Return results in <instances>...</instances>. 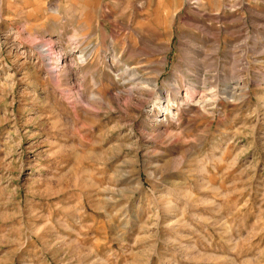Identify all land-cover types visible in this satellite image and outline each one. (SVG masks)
I'll return each mask as SVG.
<instances>
[{"label":"rangeland","instance_id":"374dc122","mask_svg":"<svg viewBox=\"0 0 264 264\" xmlns=\"http://www.w3.org/2000/svg\"><path fill=\"white\" fill-rule=\"evenodd\" d=\"M0 264H264V0H0Z\"/></svg>","mask_w":264,"mask_h":264},{"label":"bare ground","instance_id":"6f19581e","mask_svg":"<svg viewBox=\"0 0 264 264\" xmlns=\"http://www.w3.org/2000/svg\"><path fill=\"white\" fill-rule=\"evenodd\" d=\"M47 50L45 49V50H43V52H46ZM163 62V61H162ZM48 63V62H47ZM127 70V69H126ZM125 70V71H126ZM138 75V74H137ZM136 76V75H135ZM137 77V76H136ZM138 79V78H137ZM142 79V78H141ZM147 81V80H146ZM145 82V81H144ZM146 83V88L149 90V92H151L152 94L156 91V90H158L159 88H158V80H157V78L156 79H152V80H150L149 82H145ZM144 83V84H145ZM170 86H171V91H172V93L174 94V96H175V98H174V104L176 103V106L178 107L179 106V108L182 106L181 105V103H180V105H177V103L180 101V95H181V92H180V90H181V88H180V86H179V84H178V82L175 80V81H173L171 84H170ZM244 87V86H243ZM162 89V88H161ZM160 89V90H161ZM169 91V90H168ZM166 92V94L164 93V92H162L161 91V94H162V97H160V99L154 104V110H157V109H162L163 111H165L166 112V114H173L172 113V111H171V109H170V107L171 106H173L174 104H172L171 102V100H170V98L172 97L171 96V92L169 91V92ZM195 91H196V88H194V86H193V88L191 87V88H189L188 89V94L189 93H191L192 95L195 93ZM133 92V91H132ZM159 92V91H158ZM156 93V92H155ZM224 93V98L225 99H228L229 101H233V97H234V94H232L231 93V91H229L228 89L226 90L225 89V91L223 92ZM129 95H131L132 96V93L130 92V94ZM164 95V96H163ZM163 98H166V99H164L165 101H166V105H163L164 103H165V101L162 103L161 101V99H163ZM172 99V98H171ZM171 101V102H170ZM195 105V106H197V107H200L201 106V103L200 102H195L194 100H193V98H187L186 99V105ZM202 108V107H201ZM178 109V108H177Z\"/></svg>","mask_w":264,"mask_h":264}]
</instances>
